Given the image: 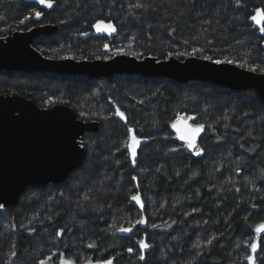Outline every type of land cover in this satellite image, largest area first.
<instances>
[{"label": "trees", "instance_id": "1", "mask_svg": "<svg viewBox=\"0 0 264 264\" xmlns=\"http://www.w3.org/2000/svg\"><path fill=\"white\" fill-rule=\"evenodd\" d=\"M257 8L264 9V0H54L51 9L36 0H0V37L53 24L55 32L33 42L52 59H104L121 48L163 60L169 51L203 48L196 57L231 59L261 72L264 38L250 19ZM34 10L43 11L41 19L21 24ZM100 19L117 33H94ZM0 94L41 108L64 104L80 120L98 122L97 131L81 137L86 154L77 170L62 183L27 187L16 205L0 209V264H248L255 230L264 224V101L254 90L140 74L91 79L0 71ZM117 107L128 126L150 137L136 165ZM178 113L206 125L202 154L173 139L169 124ZM137 193L142 208L131 199ZM141 218L147 223L136 224ZM141 239L150 245L144 261Z\"/></svg>", "mask_w": 264, "mask_h": 264}, {"label": "water", "instance_id": "2", "mask_svg": "<svg viewBox=\"0 0 264 264\" xmlns=\"http://www.w3.org/2000/svg\"><path fill=\"white\" fill-rule=\"evenodd\" d=\"M29 29L0 37V71L46 72L91 79L140 74L178 83L209 82L235 91L252 89L264 101V73L236 64H225L219 66L222 70L214 71L212 69L218 66L196 56L184 59L173 56L160 60L159 64L152 56L136 58L131 55H114L109 60L52 59L39 52L33 42L39 36L52 34L57 26L42 24ZM262 47L264 49V41ZM185 66L186 70H177ZM19 113L23 114L22 119H16ZM173 123L176 128L171 126ZM190 124V120L175 118L169 124V130L173 139L188 152L196 153V149H188L186 142L179 138L181 133L190 135ZM97 130L98 122L80 120L76 112L64 104L41 108L23 96L0 94V204L4 207L16 205L20 194L29 186L62 183L85 158L82 135ZM203 133L196 139L197 148H200ZM71 136H75L74 142Z\"/></svg>", "mask_w": 264, "mask_h": 264}, {"label": "snow or ice", "instance_id": "3", "mask_svg": "<svg viewBox=\"0 0 264 264\" xmlns=\"http://www.w3.org/2000/svg\"><path fill=\"white\" fill-rule=\"evenodd\" d=\"M36 2L39 5H43L45 8L51 9L53 7V3L54 0H36ZM237 5H240L241 0H235ZM143 5L141 4H136L134 5V7H142ZM44 15L43 11H33L30 15L25 16L20 23L24 24L25 21L34 18L35 20L39 21L41 19V17ZM250 19L254 22L255 25L258 26V30L261 33L262 38H264V9L262 8H257L256 12L254 15L250 16ZM92 27L96 30L97 33H106L107 35L111 36L113 33H117V27L111 22V21H105L103 19L97 20ZM29 31H31V29H29ZM173 32L175 31V29L172 30ZM81 35H88V33L84 32V33H80ZM171 35V33H170ZM150 38V37H149ZM185 43H187V41H185ZM104 49L107 51L109 49V45L105 44L104 45ZM114 54L119 56V55H131L134 56L136 58H142L143 57V53H135V52H125L123 49L121 48H116L113 50ZM204 49L203 48H193L192 51L189 52H179V53H173L171 51H169L166 54V58H172L173 55L176 56L177 59H179L180 57H185V56H196L197 53H203ZM112 57L105 55L104 59L105 60H109ZM152 59L156 60V63L159 64L161 63L160 60L156 59L155 57H151ZM203 60L208 61L210 64L212 65H216L218 66L216 69H212L214 71H219L222 70L219 66H223L225 64L227 65H232V64H237L240 67H244L243 63H239L237 61L231 60V59H214L212 56L210 55H202L201 57ZM97 59H100V57H97ZM187 66H185V68L183 69H177L178 71H184L186 70ZM251 71H256V68H251ZM261 72H264V69H260ZM115 115L120 117L121 120L124 121L125 123V127H126V133L125 135L128 137L127 142L124 144V147L127 149L128 152V157L131 160V163L133 165H136L137 163V156H138V149L140 148L142 143H146L148 139H150V137H145L142 134H138L137 130L134 127H130L128 126V119L125 115V112L121 111L119 107L116 108L115 110ZM23 118V114L19 113L16 117V119H22ZM177 120L183 119V120H190L192 121V124L188 125V129L190 132V135H185L183 133H181L180 135V139L184 140L186 142V146L188 149H196V155H200L202 154V152L204 151L202 148H197L196 145V139L199 136V134L205 130L206 125L203 123H197L196 122V117L195 116H182L181 114H177L176 116ZM173 128H176L177 125L176 123H173L171 125ZM179 130V129H178ZM69 134H71V129L69 130ZM72 141H75V136H71ZM243 146V145H242ZM81 147H83V144H81ZM172 151H176V149H172ZM117 163H119V161H117ZM237 171H239V169H237ZM133 180H136L137 178L135 176L132 177ZM237 191H239V189H237ZM131 199L133 201H135L137 204L141 205V208L143 207V203L140 197V194L137 193L136 195L131 196ZM253 208H257L258 205L257 204H252ZM4 205L0 204V209H3ZM147 221L146 219H139L136 221V224H146ZM133 227H135V225H133ZM153 228H157L158 225L153 224L152 225ZM63 229H61L60 231L57 232V235H61L63 233ZM119 231L121 232H130L132 231V228H124L121 227L119 229ZM256 233L259 234L257 239L252 242L250 244V254L245 256V260L248 262V264H264V257L260 256L261 252H264V224H261L260 226H258L256 228ZM215 239V238H214ZM139 246H140V253H139V260L140 261H144L145 255H144V251L147 250L150 245L144 240L141 239L138 241ZM209 243H211V241H209ZM89 247H92V245H89ZM259 249V251H258ZM128 252H132L133 248H128L127 249ZM15 255V253H14ZM40 264H46L45 261H40ZM61 264H72L71 261H67L65 262L63 259L61 260ZM89 264H91V262H89ZM97 264H112V260H105V261H98Z\"/></svg>", "mask_w": 264, "mask_h": 264}, {"label": "rangeland", "instance_id": "4", "mask_svg": "<svg viewBox=\"0 0 264 264\" xmlns=\"http://www.w3.org/2000/svg\"><path fill=\"white\" fill-rule=\"evenodd\" d=\"M93 32L96 34H106V33H97L96 30L93 28ZM61 264V263H60Z\"/></svg>", "mask_w": 264, "mask_h": 264}]
</instances>
